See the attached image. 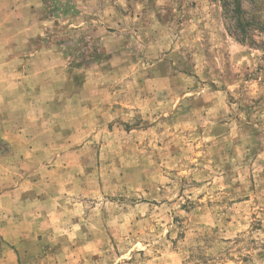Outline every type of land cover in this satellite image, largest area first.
<instances>
[{"label": "rangeland", "instance_id": "obj_1", "mask_svg": "<svg viewBox=\"0 0 264 264\" xmlns=\"http://www.w3.org/2000/svg\"><path fill=\"white\" fill-rule=\"evenodd\" d=\"M242 7L245 41L223 0H0V264H264Z\"/></svg>", "mask_w": 264, "mask_h": 264}, {"label": "trees", "instance_id": "obj_2", "mask_svg": "<svg viewBox=\"0 0 264 264\" xmlns=\"http://www.w3.org/2000/svg\"><path fill=\"white\" fill-rule=\"evenodd\" d=\"M223 6L230 18L235 20L233 24L235 28L234 34L237 35L240 41H245L247 34H249L252 29L256 28V26H258V29H261V23L254 15L251 18L246 16L247 11L242 7V0H223ZM252 42L254 43V41ZM252 42L250 43L253 44Z\"/></svg>", "mask_w": 264, "mask_h": 264}, {"label": "crops", "instance_id": "obj_3", "mask_svg": "<svg viewBox=\"0 0 264 264\" xmlns=\"http://www.w3.org/2000/svg\"><path fill=\"white\" fill-rule=\"evenodd\" d=\"M10 50L8 51L7 49L6 50H0V84H6L7 83V79L5 78L6 77V73L4 72V69L8 68V67H13V57L10 56ZM38 52V50H37ZM36 52V53H37ZM7 53V55L5 54ZM31 55H34V53H32ZM4 56H6V58H4ZM11 59V60H10ZM12 61V63H11ZM16 69V68H14ZM8 96H7V92H0V104L1 102L4 100H8ZM3 125V124H2Z\"/></svg>", "mask_w": 264, "mask_h": 264}]
</instances>
